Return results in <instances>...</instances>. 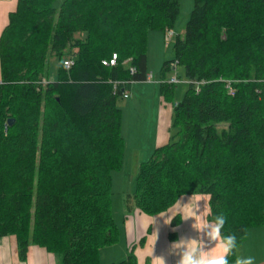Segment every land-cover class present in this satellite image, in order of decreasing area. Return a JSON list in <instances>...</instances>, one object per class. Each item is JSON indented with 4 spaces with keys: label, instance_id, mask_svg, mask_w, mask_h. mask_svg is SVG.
I'll list each match as a JSON object with an SVG mask.
<instances>
[{
    "label": "trees",
    "instance_id": "obj_1",
    "mask_svg": "<svg viewBox=\"0 0 264 264\" xmlns=\"http://www.w3.org/2000/svg\"><path fill=\"white\" fill-rule=\"evenodd\" d=\"M55 1L18 0L0 36V238L15 237L20 260L39 246L58 264H100V250L119 240L118 101L147 80L148 34L175 28L180 0ZM114 53L117 64L103 65ZM171 63L189 86L176 102L175 84L161 82L174 102L170 140L139 164L126 214L156 216L207 194L208 219L225 215L223 233L241 246L264 226V0H194L162 72ZM112 264H138L134 245Z\"/></svg>",
    "mask_w": 264,
    "mask_h": 264
},
{
    "label": "rangeland",
    "instance_id": "obj_2",
    "mask_svg": "<svg viewBox=\"0 0 264 264\" xmlns=\"http://www.w3.org/2000/svg\"><path fill=\"white\" fill-rule=\"evenodd\" d=\"M64 0H56L55 7L60 8ZM194 7V0H180V10L176 20L175 28L170 31L155 30L152 34L157 35V40L151 39V64L154 66L150 73L153 79L137 83L138 85L132 87L131 93L133 97L123 98L118 101L122 109V135L124 138L125 148L124 162L121 169L113 171L112 173V210L116 219L119 230L121 231L119 240L113 244L105 246L100 251L101 264H112L125 259L130 252V245L126 242V233L124 227L125 219V202L126 194L134 193L136 187V176L139 163L145 162L151 158L157 146H153V138L156 133V113L159 100L153 95L150 84L154 86H161V82L170 80L173 77H178L179 81L175 84L174 100L177 102L182 99L186 89L188 88V81L185 78L183 70L179 68L177 71L171 69L167 72H162L161 55L163 59H169L173 55V44L176 35L184 36L185 25L190 18L191 11ZM75 52L78 48H75ZM158 66V67H157ZM157 68V69H156ZM59 69V59L51 57L49 62L50 78H56ZM156 69V71H154ZM149 73V74H150ZM158 78V79H157ZM133 84V83H132ZM136 97V100L133 98ZM155 114V115H154ZM145 150H152L151 153L144 158L143 152ZM210 207V205H209ZM247 234L248 239L245 241L241 249L250 254H256L258 258H264V238L260 233L264 229H254ZM153 228L147 227L143 231L145 235L141 239H134L133 244L136 249L141 248L142 240L152 235ZM256 234L255 239L252 237Z\"/></svg>",
    "mask_w": 264,
    "mask_h": 264
},
{
    "label": "crops",
    "instance_id": "obj_3",
    "mask_svg": "<svg viewBox=\"0 0 264 264\" xmlns=\"http://www.w3.org/2000/svg\"><path fill=\"white\" fill-rule=\"evenodd\" d=\"M18 0H0V36L7 26L9 22V15L14 12L17 8ZM153 32L150 31L148 34V48H147V72L150 73L153 70L154 66L151 64V39L157 40V35L152 34ZM163 59V55H161ZM163 62L167 59H164ZM158 67V66H157ZM163 67V65H162ZM157 69V68H156ZM154 69V71H156ZM152 72V71H151ZM151 75L149 80L153 79V75ZM158 79V78H157ZM145 80V81H149ZM143 81H137L140 83ZM136 82L131 84L129 91L131 92L132 87L136 86ZM151 91L153 95L156 96L157 100H159V104L157 105V113H156V133L154 135L153 146H161L169 142L170 135H171V125H172V116H173V101H168L164 98L161 93V86L154 84H150ZM133 97V94H132ZM136 100V97L133 98ZM155 115V114H154ZM126 150V148H125ZM152 150H145L143 152L144 158L151 153ZM126 158V155H124ZM140 164V163H139ZM138 167V166H137ZM209 195L207 194H194V195H183L179 198V200L169 208L165 214V216L161 217V213L156 216H148L141 212H134L131 215L125 214V219L123 221L126 233V242L131 246L133 244L134 239H141L145 235H143V231L149 227L153 228V231L158 229V239L154 246V255L161 256L163 255L166 258V264H176L178 257L169 255V247L171 243L175 240H178L181 237H196L197 232L192 228V224L194 221L192 219L182 220V216L179 215L181 205L187 204L192 202V205H195L198 202V206L200 211L208 219L210 207H209ZM187 213L188 209L185 208L183 210ZM169 215H174L175 217L171 220V223L165 224V219ZM260 228L261 230L264 229V226L256 227L250 229L253 233H255L254 229ZM264 231V230H263ZM248 232V234H249ZM121 231L119 230V238H120ZM261 236L264 238V232L260 233ZM249 236V235H248ZM246 237L245 241L248 239ZM256 234L252 237V240L255 239ZM250 237V236H249ZM257 238V236H256ZM155 237L153 235L149 236L146 241L142 240L141 248L136 249L134 247V253L137 256L138 264L139 261L142 260L144 257L148 255L151 251L152 244ZM245 241L240 246V253L242 255H252L256 258V264H264V258H258L256 254L250 252V254L246 251H243L241 247L245 243ZM130 248V247H129ZM101 251V250H100ZM101 254V253H100ZM0 264H58L57 257L48 252L46 249L39 247V246H30L27 252V257L25 260H20L18 257V251L16 246V239L14 236H4L0 238ZM101 264V259H100ZM146 264H151L150 258L146 261Z\"/></svg>",
    "mask_w": 264,
    "mask_h": 264
},
{
    "label": "clouds",
    "instance_id": "obj_4",
    "mask_svg": "<svg viewBox=\"0 0 264 264\" xmlns=\"http://www.w3.org/2000/svg\"><path fill=\"white\" fill-rule=\"evenodd\" d=\"M178 203L180 207L178 214L182 216V220L194 221L192 228L197 232V236L181 237L171 243L168 254L178 257L176 264H256L254 256L239 254L240 245L235 234L223 233L227 222L225 215L217 214L212 219H207L200 211L198 202L195 205H192L191 200L184 205ZM185 208L188 209L187 213L183 211ZM165 214L160 216L163 217ZM174 217V215L167 216L165 224L171 223ZM152 235L155 239L151 251L139 261V264H146L149 258L151 264H166V258L163 255H154L158 229L153 231ZM230 256H235L234 262H230Z\"/></svg>",
    "mask_w": 264,
    "mask_h": 264
},
{
    "label": "built area",
    "instance_id": "obj_5",
    "mask_svg": "<svg viewBox=\"0 0 264 264\" xmlns=\"http://www.w3.org/2000/svg\"><path fill=\"white\" fill-rule=\"evenodd\" d=\"M115 57H116V54H114V58ZM111 63H114V59L111 60ZM63 64L67 69H69L74 64V59L71 57L66 58V59H64ZM171 66H172V69L176 70V64L175 63H171ZM178 81H179V78L176 76V77H173L170 80H168V83L176 84ZM131 97H132V94L129 91H127L126 93L123 94V98H131Z\"/></svg>",
    "mask_w": 264,
    "mask_h": 264
},
{
    "label": "bare ground",
    "instance_id": "obj_6",
    "mask_svg": "<svg viewBox=\"0 0 264 264\" xmlns=\"http://www.w3.org/2000/svg\"><path fill=\"white\" fill-rule=\"evenodd\" d=\"M172 34H173V32L172 31H170ZM114 54H116V53H114ZM114 54H112V56L110 57V58H106V59H104V60H102V64L103 65H109V66H115L116 64H117V59H118V55L116 54V57L114 58ZM114 59V63H111V60H113ZM131 60L130 59H128V60H125L124 61V63H128V62H130ZM136 71H135V68H133V66L130 68V73H135ZM150 77H151V75H149L148 74V76H147V80H149L150 79ZM204 81H200V82H198L197 84H196V90L197 91H199V89H200V84L201 83H203ZM229 87H230V84L228 85ZM128 91V90H127ZM127 91H125L124 93H126ZM230 91H232V89H231V87H230ZM131 93V92H130ZM132 94V93H131Z\"/></svg>",
    "mask_w": 264,
    "mask_h": 264
}]
</instances>
